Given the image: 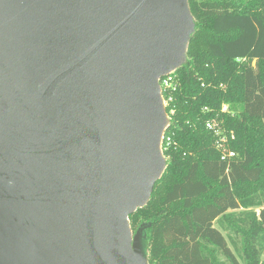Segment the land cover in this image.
Here are the masks:
<instances>
[{"label":"water","instance_id":"water-1","mask_svg":"<svg viewBox=\"0 0 264 264\" xmlns=\"http://www.w3.org/2000/svg\"><path fill=\"white\" fill-rule=\"evenodd\" d=\"M194 29L187 0H0V264H147L128 218Z\"/></svg>","mask_w":264,"mask_h":264},{"label":"trees","instance_id":"trees-1","mask_svg":"<svg viewBox=\"0 0 264 264\" xmlns=\"http://www.w3.org/2000/svg\"><path fill=\"white\" fill-rule=\"evenodd\" d=\"M187 1V61L163 90L166 168L129 226L147 264H264V0ZM212 121L234 159L220 160Z\"/></svg>","mask_w":264,"mask_h":264},{"label":"built area","instance_id":"built-area-1","mask_svg":"<svg viewBox=\"0 0 264 264\" xmlns=\"http://www.w3.org/2000/svg\"><path fill=\"white\" fill-rule=\"evenodd\" d=\"M159 87H160V91H161V98L163 101L164 106H166V101L163 97V90L166 89H171V91L175 90L174 87V77L173 74L171 75H167L164 76L163 78H161L158 81ZM226 108L223 107L222 111H224ZM168 118V115H167ZM169 119V118H168ZM168 126L166 127V129L164 130L162 137H161V144H160V148L162 150L163 145L164 146H168L171 141L170 138L166 136V130H167ZM205 128L210 131L213 136L216 138L215 139V148L219 151L220 153V160L221 161H226V160H232L235 158V153H233L232 151H230L228 149L227 143H226V138H225V133L224 130H222L215 122H206L205 124ZM231 139L233 138L232 135H230Z\"/></svg>","mask_w":264,"mask_h":264},{"label":"rangeland","instance_id":"rangeland-1","mask_svg":"<svg viewBox=\"0 0 264 264\" xmlns=\"http://www.w3.org/2000/svg\"><path fill=\"white\" fill-rule=\"evenodd\" d=\"M255 210H257V209H255Z\"/></svg>","mask_w":264,"mask_h":264}]
</instances>
